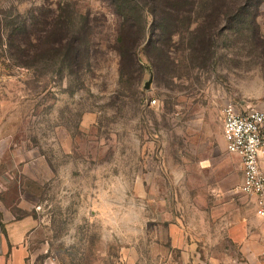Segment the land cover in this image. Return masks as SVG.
Returning <instances> with one entry per match:
<instances>
[{
    "label": "rangeland",
    "instance_id": "obj_1",
    "mask_svg": "<svg viewBox=\"0 0 264 264\" xmlns=\"http://www.w3.org/2000/svg\"><path fill=\"white\" fill-rule=\"evenodd\" d=\"M203 2L202 14L220 4ZM61 12L91 60L75 74L19 66L9 34ZM120 22L108 0H0V200L39 222L36 264H130L142 229L243 194L223 111L264 106V2L255 25L227 19L215 41L211 20L176 37L175 65L156 50L153 64L145 44L123 64Z\"/></svg>",
    "mask_w": 264,
    "mask_h": 264
},
{
    "label": "trees",
    "instance_id": "obj_2",
    "mask_svg": "<svg viewBox=\"0 0 264 264\" xmlns=\"http://www.w3.org/2000/svg\"><path fill=\"white\" fill-rule=\"evenodd\" d=\"M121 19L118 27L117 46L121 61L132 60L138 66V51L144 44L150 61L154 64L153 50L165 55L175 65L176 37L186 32L200 31L210 24L208 36L216 37L220 23L227 19L237 24H256L259 9L264 0H219L220 4L202 14L207 0H108ZM216 2V1H215ZM207 8V7H206ZM61 11L62 6L59 8ZM45 16V15H44ZM36 16H34L35 18ZM151 18V21L150 19ZM30 25L13 29L8 46L13 48V60L19 66L32 68L40 61L55 62L60 68H69L75 74V66L82 67L91 60V38L70 30V21L59 13L45 16ZM205 23V24H204ZM26 33V37L21 34ZM0 38L2 34L0 32ZM153 60V61H152ZM124 70V69H123Z\"/></svg>",
    "mask_w": 264,
    "mask_h": 264
},
{
    "label": "crops",
    "instance_id": "obj_3",
    "mask_svg": "<svg viewBox=\"0 0 264 264\" xmlns=\"http://www.w3.org/2000/svg\"><path fill=\"white\" fill-rule=\"evenodd\" d=\"M217 197L215 208L200 211L198 217L171 215L161 221L159 232L142 229L134 255L127 250L129 263L264 264V219L257 214L256 199L239 193ZM39 230L30 212L16 217L0 200V264H36ZM148 239L153 240L150 246Z\"/></svg>",
    "mask_w": 264,
    "mask_h": 264
},
{
    "label": "built area",
    "instance_id": "obj_4",
    "mask_svg": "<svg viewBox=\"0 0 264 264\" xmlns=\"http://www.w3.org/2000/svg\"><path fill=\"white\" fill-rule=\"evenodd\" d=\"M156 104V100L152 101ZM224 138L229 152L241 157L240 190L256 199L257 214L264 219V106L229 103L223 111Z\"/></svg>",
    "mask_w": 264,
    "mask_h": 264
},
{
    "label": "water",
    "instance_id": "obj_5",
    "mask_svg": "<svg viewBox=\"0 0 264 264\" xmlns=\"http://www.w3.org/2000/svg\"><path fill=\"white\" fill-rule=\"evenodd\" d=\"M151 80H152V79H150V81L146 84V88H148V86L150 85Z\"/></svg>",
    "mask_w": 264,
    "mask_h": 264
}]
</instances>
